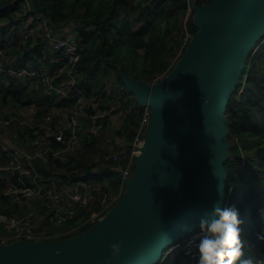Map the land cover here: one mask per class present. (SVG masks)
Instances as JSON below:
<instances>
[{
    "label": "water",
    "instance_id": "1",
    "mask_svg": "<svg viewBox=\"0 0 264 264\" xmlns=\"http://www.w3.org/2000/svg\"><path fill=\"white\" fill-rule=\"evenodd\" d=\"M194 34L157 81L118 74L149 122L124 191L88 229L58 239L0 243V264H155L166 246L224 204L230 155L226 115L247 56L264 35V0L193 3Z\"/></svg>",
    "mask_w": 264,
    "mask_h": 264
},
{
    "label": "trees",
    "instance_id": "2",
    "mask_svg": "<svg viewBox=\"0 0 264 264\" xmlns=\"http://www.w3.org/2000/svg\"><path fill=\"white\" fill-rule=\"evenodd\" d=\"M186 7V0H148L147 7L142 10H139L141 8L140 4L134 5L130 0H31V3L25 0H0V43H2L0 45V63L4 67L12 66V63L4 58V54L14 60L15 57L9 56L11 49L12 52L19 53L22 51L24 53L20 54L18 58L22 63H18L19 65H31V69L48 71V75L55 85H68L73 79L79 88L93 97L94 94H99V86L107 84L110 78L107 68L114 69L111 74L112 79L115 77L121 84L122 81L118 74L119 68L132 75L118 58V55H122L123 51L127 54L138 55L140 50L145 49L149 53L148 56L160 60L154 67H163V61L167 59L169 53V50L166 49L168 43L169 49L171 46L176 47L179 44L182 19L186 13ZM18 13L21 14L20 19H15ZM30 15L33 17H30ZM139 20H141V24L135 28L132 23ZM70 21L76 23L79 28L74 30L71 35V37L80 40V47L77 48L79 58L75 62L56 58V49H49L51 45L46 41L49 35H58L60 38L66 37V35L60 34L61 30L57 26L63 23H71ZM37 23L41 25V29H37ZM42 23H45V26ZM188 26L195 31L192 16L188 19ZM36 31H39V36L35 35ZM6 34H8L7 39ZM25 35L28 38L25 39L23 37ZM9 40L12 41V44L8 43ZM37 40L38 43L32 46V42ZM260 40L261 38L256 42L255 48ZM254 52L261 59L258 60L255 54L252 55V50L249 52L240 81L229 97L226 114H228L231 133L237 128L236 125H233L231 118L234 117V122L241 128L244 121L250 119L255 125L259 136L264 137V89L259 88L261 81H264V42L260 49ZM148 70L152 71L151 68ZM142 72L147 73L144 67ZM245 73H248L247 80L243 84L244 91L239 95L237 90ZM133 76L146 79L144 76ZM22 77L26 79L23 80ZM33 82L35 84L30 88ZM43 89L44 83L41 77L28 74L15 76L0 71V92H5L6 97H10L8 103H4L7 98H3L0 105L12 103L18 107L40 105L35 116L37 119H41L51 108L72 103V101L63 102L52 99L56 95L54 93L44 94ZM125 90L128 93L130 92L126 87ZM136 106H138V109L141 107L140 104H136ZM88 111L90 113L94 112L92 106H89ZM133 113L127 117L131 124L135 121ZM99 120L102 125V119ZM133 125L130 135L135 128V126L133 128ZM26 133L28 132L26 131ZM85 139L82 142L83 145ZM130 140L131 137L128 136L126 144H129ZM261 142L262 139L257 138L252 140L251 144L257 146ZM248 144L249 142L243 145L247 148ZM229 151L230 155L224 162L228 170V176L224 189L223 206H236L244 219L242 238L245 240V255L264 260V239L259 238V234L264 233V214L258 211L264 208V186H262L264 175H259V171H264V155L262 156V165L257 164V161L260 160L259 156L253 159L252 165L254 167L251 166L250 168L252 179L248 184L240 178V175L237 176L233 172L234 167L229 168L228 166L233 156H239L241 153L238 145H230ZM0 160H3V158H0ZM105 164L106 166L99 168L94 161L93 165L85 166L84 177L100 182L108 178V182L116 185L118 181H121L120 171H111V169H114L112 165L110 163ZM74 166L83 167V162L79 160L69 165L67 162L56 160V163H52L51 166H43L45 171H42V173H44L45 180H49L54 174L60 180V174L56 171L61 168L71 170ZM96 166L99 168L98 171H91ZM103 169H106V172ZM62 176L61 178L64 179V175ZM229 189L232 190V200L230 202L228 201ZM242 189V199L238 201L237 195ZM102 198H104L103 195ZM5 200L6 197L0 193V205ZM98 200L91 204L92 212L99 211L101 205ZM81 212L84 216H87L86 218L91 215L86 210H80L77 216ZM77 216L72 222L66 224L64 230H67L73 224H80L86 219L83 217L84 219L79 220V222L80 216L78 218ZM96 220L86 222L76 233L88 229ZM52 232L54 231L52 230ZM67 236L70 235L58 236L55 239ZM165 257L166 264H189L186 261L189 259L184 255L182 249H175Z\"/></svg>",
    "mask_w": 264,
    "mask_h": 264
},
{
    "label": "built area",
    "instance_id": "3",
    "mask_svg": "<svg viewBox=\"0 0 264 264\" xmlns=\"http://www.w3.org/2000/svg\"><path fill=\"white\" fill-rule=\"evenodd\" d=\"M207 1L209 0H186V13L179 37L181 50L184 51L194 34V31L188 26V19L192 16L193 3L201 4ZM42 24L45 26V23ZM46 40L49 43V38ZM79 42L80 40L75 37L60 38L58 36L53 38L49 49H56V58L75 62L79 58L77 51V48L80 47ZM254 50L255 47L252 52ZM172 67L173 65L160 74L155 81L163 78ZM31 68L4 67L0 63V71L6 74L15 76L28 74L41 77L44 83V94L54 93L56 97H52V99L63 102L72 101V103L51 108L41 119H37L35 116L38 112V107L35 105L18 107L12 103L1 107L0 130L3 129V131L0 132V158L3 160H0V185L4 180L3 173H8L11 179L8 185L18 187L16 192L23 198L32 199L33 203L25 213L16 217L8 218L6 215L0 214V243H9L17 239L28 241L55 239L61 235L75 234L81 226L93 219L73 224L67 230L59 233L52 232L49 228L53 226L57 228L72 222L81 209L91 206L104 193L101 183L84 177L81 166H74L71 170L58 169L56 173L60 174V180L54 173L49 180H45L44 173L39 170L37 160L46 156L67 162L65 156L74 151V154L77 155V146L82 139L90 132H94L95 129L99 130L101 122L96 119V114L89 115L87 113V108L94 97L87 95L73 79L68 85H55L49 77L48 71ZM140 106L137 109L138 119L130 144H122L105 151L96 159L101 163H117L126 156V162L120 170L124 176H130L137 163L139 147L149 122L150 107L148 105ZM13 122L19 126L18 129L14 128ZM26 130H30L31 134L26 133ZM62 175H64V179L61 178ZM196 230L170 244L166 253L182 249L189 260L197 257L198 255L193 253L196 251L197 243L190 245L185 241L187 237L191 236L200 238L203 234L202 230Z\"/></svg>",
    "mask_w": 264,
    "mask_h": 264
},
{
    "label": "rangeland",
    "instance_id": "4",
    "mask_svg": "<svg viewBox=\"0 0 264 264\" xmlns=\"http://www.w3.org/2000/svg\"><path fill=\"white\" fill-rule=\"evenodd\" d=\"M31 3V0H25ZM134 5L140 4L141 8L139 10H142L147 7L148 0H130ZM143 3V4H141ZM138 8V7H137ZM185 13V10H184ZM183 13V15H184ZM23 14V11H22ZM21 14L18 13L17 16H15V19H20ZM30 17H33L30 15ZM183 20V19H182ZM21 21V20H20ZM71 23H63L62 25L59 24L57 28L59 30H62L61 32H65V34L70 35V33H73V30L79 29L77 24L70 21ZM73 23V24H72ZM133 26L136 28L141 24V20L135 22L133 21ZM25 39L28 38L27 35L23 36ZM58 36L55 35H49V44L52 45L53 38H56ZM8 38V34H6V39ZM264 42V35L261 37V40L258 42L256 48L254 51H257V49H260L262 43ZM8 43L12 44V41H8ZM38 43L37 41L32 42V46ZM2 43H0L1 45ZM8 45V44H7ZM169 43L166 46V49L169 50V53L167 54V59L163 61L164 66L155 68L154 66L157 65L160 60H155L154 58H151L149 53L146 52L145 49H142L139 51L138 55L134 54H127L125 51L122 52V55H118V58L120 61L124 63L126 68L128 69L129 72L132 73V75H138V76H144L146 77L147 80L153 82L155 79L162 74L164 71H166L171 65L174 66L180 55L182 54L183 50H181V45L180 43L176 46L169 49ZM11 48V46H10ZM24 52H12V49L9 53V56L15 57L14 60H11L6 54H4V58L11 62V63H22V61L18 60L20 57V54ZM258 57V60L261 59L259 55H256L255 52H252V55ZM147 56V57H146ZM148 66V67H147ZM144 67V70L147 73L142 72V68ZM152 69V71L148 69ZM110 78L108 79L107 84L99 86V94H94V98L90 102L89 106H92L94 112L90 113L87 108V113L90 115L96 114V119H102L103 124L99 128V130L95 129L94 132H90L85 138L82 139L80 142L79 146H77V152H79L78 155H75V151L64 158L67 160V163L69 165H72L73 162H78L79 160L83 162V167L81 168V171L84 172V167L88 165H93L94 161L98 165L99 168H102L106 166L105 163L97 162L96 159L102 155L103 152L111 150L112 148L118 147L120 145H126V142L128 140V136L131 137L130 142L132 141L133 137V132L130 133V130L132 128V125L137 122L138 116H137V109L138 106L136 104H139L133 93L125 90V87L123 83L121 84L118 80L115 79V77L112 79V71L114 69L112 68H107ZM248 73H245L242 78L241 85L239 86L237 90V94L241 95L242 91H244L243 84L247 80ZM106 77V74H105ZM104 77V78H105ZM23 80H25V77H22ZM112 79V80H110ZM35 82H33L30 85V88L34 86ZM264 81H261V84L259 85V88L264 89ZM114 89V90H112ZM263 95V94H262ZM3 98H7V101L4 103H8L10 100V97H6L5 92H0V101ZM98 98V100H97ZM264 102V99H263ZM5 105H0L1 107H4ZM135 107V109H133ZM127 108V109H125ZM133 113V116L135 118V121L133 124L129 121V118H127L130 114ZM2 115V112L0 110V116ZM228 116V114H226ZM233 120V125H236L237 128L233 131V133L228 132V140L231 146L238 145L241 153L239 156L235 155L233 156L232 160L228 163L229 168H233V172L238 175H240L241 179H244L248 184L250 183L252 176L250 174L251 171V166L254 167L253 164V159L256 156L260 157V160L257 161V164L262 165L263 158L262 156L264 155V137L259 136L258 131L255 129V125L250 121V119H246L244 121L243 127L241 128L239 125H237L234 122V117H231ZM105 123V124H104ZM128 125V126H127ZM13 126L15 129H18L19 126L13 122ZM135 124L133 125L134 128ZM0 130V132H2ZM28 134H31V131H28ZM98 131V132H96ZM260 138L262 139L261 144H258L257 146H254L251 144V141L254 139ZM85 139V143L83 145V141ZM129 142V144H130ZM247 148L243 145L244 143H248ZM263 143V144H262ZM18 144L20 145L19 141ZM81 154V156H80ZM74 159V160H73ZM73 160V161H72ZM126 162V156H124L119 162L117 163H110L114 169H111V171H120L124 164ZM237 162V163H236ZM37 163L39 164L38 168L41 171H45L44 167L51 166L52 163H56V159L51 158L50 156H46L45 158L41 160H37ZM99 163H101L99 165ZM44 166V167H43ZM97 166L94 167L91 171H98ZM134 169V168H133ZM106 172V169H103ZM104 172V173H105ZM113 174V173H112ZM4 175V180L3 183L0 185V193L6 197V200L1 202L0 205V214L6 215L8 218L11 217H16L18 215H21L25 213L28 208L32 205L33 200L30 198H23L20 196L16 190H18V187H14L12 185H8V183L11 181L9 178L8 173H3ZM259 175H264V171H259ZM99 176V174H98ZM100 177V176H99ZM101 183L104 189L105 185V191L103 193L104 198H100L98 201H100V209L99 211H93L92 212V206L86 207L81 210H86L91 213L88 218L87 216H84L81 212L79 216L78 221L81 219H90L92 221L96 220L97 218L101 217L105 211L108 210L112 204L117 201L118 198L121 197L123 191H124V186L122 182L118 181L116 185H113L112 183L108 182V178L105 179L103 182L98 181ZM264 186V183L262 184ZM241 191L238 192L237 198L238 201H240L241 198ZM232 200V190L229 189L228 193V201L230 202ZM84 219V220H86ZM80 222V221H79ZM78 222V223H79ZM66 225L60 226L55 228L53 226L52 228H49L50 231L54 232H62L65 229ZM197 231V230H196ZM200 238H195L193 236L187 237L186 242L187 244H195L198 243ZM196 251H193L195 255H198L197 251V246H195ZM197 259L198 256L195 257L193 260H186L189 264H197ZM157 263V262H156ZM164 263L166 264V257L163 256L160 261H158L157 264Z\"/></svg>",
    "mask_w": 264,
    "mask_h": 264
},
{
    "label": "clouds",
    "instance_id": "5",
    "mask_svg": "<svg viewBox=\"0 0 264 264\" xmlns=\"http://www.w3.org/2000/svg\"><path fill=\"white\" fill-rule=\"evenodd\" d=\"M264 214V208L259 209ZM244 219L234 205L215 206L210 213L200 218L202 235L197 243V264H264L251 255H245V240L242 238ZM264 239V233L259 234ZM123 241L111 245L109 264L119 257Z\"/></svg>",
    "mask_w": 264,
    "mask_h": 264
},
{
    "label": "crops",
    "instance_id": "6",
    "mask_svg": "<svg viewBox=\"0 0 264 264\" xmlns=\"http://www.w3.org/2000/svg\"><path fill=\"white\" fill-rule=\"evenodd\" d=\"M37 29H41V27H40V24L39 23H37ZM62 31V30H61ZM74 31V30H73ZM60 34L61 35H66V36H71L72 35V33H70V35H67V34H65V32L63 31V32H60ZM35 35L36 36H39L40 35V33H39V31H36L35 32ZM47 41V40H46ZM48 42V41H47ZM12 66L13 67H15V68H18V67H27V68H31L32 66L31 65H24V66H22V65H17V63H12ZM37 107H38V109H39V106L40 105H36ZM0 145H1V141H0ZM64 231V230H63ZM61 236H63V235H61Z\"/></svg>",
    "mask_w": 264,
    "mask_h": 264
},
{
    "label": "bare ground",
    "instance_id": "7",
    "mask_svg": "<svg viewBox=\"0 0 264 264\" xmlns=\"http://www.w3.org/2000/svg\"><path fill=\"white\" fill-rule=\"evenodd\" d=\"M197 229H201V228H197ZM168 249H169V245L166 246L165 249H164V251H163V255H164V256H166V255H168L169 253H171V252H167V253H166V251H167Z\"/></svg>",
    "mask_w": 264,
    "mask_h": 264
}]
</instances>
